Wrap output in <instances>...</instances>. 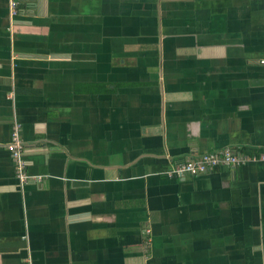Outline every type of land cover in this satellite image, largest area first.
Listing matches in <instances>:
<instances>
[{"label": "crops", "instance_id": "1", "mask_svg": "<svg viewBox=\"0 0 264 264\" xmlns=\"http://www.w3.org/2000/svg\"><path fill=\"white\" fill-rule=\"evenodd\" d=\"M11 1L0 264H264V0ZM227 147L256 158L167 174Z\"/></svg>", "mask_w": 264, "mask_h": 264}, {"label": "built area", "instance_id": "2", "mask_svg": "<svg viewBox=\"0 0 264 264\" xmlns=\"http://www.w3.org/2000/svg\"><path fill=\"white\" fill-rule=\"evenodd\" d=\"M19 2L17 0L11 1V9L13 14H17ZM19 124H15L11 140L7 145L8 150L12 153L16 160L15 170L17 176L25 181L28 177L25 173V161L23 160L24 143L20 137ZM264 159V153L260 155ZM250 158L247 154L238 152L229 147L222 148L217 151L202 153L200 155L191 157L181 163H178L171 171H168L170 177L183 178L186 175L208 173L214 171L217 167L224 165L229 167H236L244 164Z\"/></svg>", "mask_w": 264, "mask_h": 264}]
</instances>
